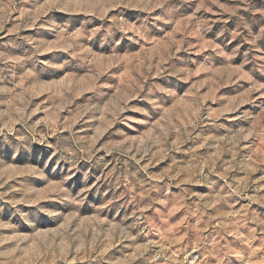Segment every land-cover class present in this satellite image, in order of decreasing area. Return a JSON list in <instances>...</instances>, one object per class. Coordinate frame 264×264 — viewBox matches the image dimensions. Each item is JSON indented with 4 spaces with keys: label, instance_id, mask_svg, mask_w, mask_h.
<instances>
[{
    "label": "rangeland",
    "instance_id": "1",
    "mask_svg": "<svg viewBox=\"0 0 264 264\" xmlns=\"http://www.w3.org/2000/svg\"><path fill=\"white\" fill-rule=\"evenodd\" d=\"M0 264H264V0H0Z\"/></svg>",
    "mask_w": 264,
    "mask_h": 264
}]
</instances>
